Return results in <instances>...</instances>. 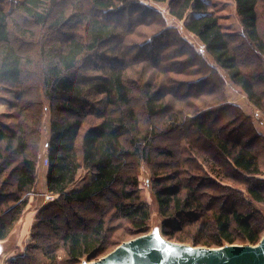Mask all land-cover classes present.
Masks as SVG:
<instances>
[{"label": "trees", "instance_id": "1", "mask_svg": "<svg viewBox=\"0 0 264 264\" xmlns=\"http://www.w3.org/2000/svg\"><path fill=\"white\" fill-rule=\"evenodd\" d=\"M149 1L167 4L178 22L196 13L184 28L206 58L175 27H166L161 14V28L148 26L151 41L141 29L149 17L133 16L125 25L132 7L149 10L138 0H12L9 10L0 0V85L22 90L17 128L0 119V241L26 212L45 144L47 192L56 198L38 211L24 253L9 264H80L147 233L150 205L138 165L128 167L130 155L150 168L168 240L219 248L256 245L264 236L255 222L262 215L257 206L264 207V140L222 87L226 79L264 113L262 0H234L242 33L232 36L206 0ZM124 26L137 28L123 34ZM161 38L165 45L149 50ZM29 43L38 46L37 64L32 46L20 47ZM234 43L239 52L247 44L255 71L243 66ZM179 58L185 59L176 66ZM90 117L99 122L86 126ZM155 161L164 168H155ZM82 170L93 180L71 190ZM99 200L108 205L98 216L57 226L66 207Z\"/></svg>", "mask_w": 264, "mask_h": 264}, {"label": "rangeland", "instance_id": "2", "mask_svg": "<svg viewBox=\"0 0 264 264\" xmlns=\"http://www.w3.org/2000/svg\"><path fill=\"white\" fill-rule=\"evenodd\" d=\"M11 1L12 0H4L5 8L7 10L11 8L10 7ZM206 1L212 5V8L210 11L217 13V15L220 17L221 23L224 26V30L229 35L231 36L240 35L242 33V27H241L240 20L236 13V5H235L234 0H206ZM138 2L143 4L145 7L149 8V10H144L143 8L142 9L140 8L139 10L137 8L132 7L129 14L124 19L125 25L131 20V18H133V16L138 17L139 20L141 18L146 19L149 17V19H147L146 21L141 22V24L146 27V28H141V29L145 30L144 34L146 36V40L151 41L152 39L150 37L153 36V34L151 33V29L152 28L158 29L160 27V26L158 27V20L160 24L162 25V21L160 17H158V14H161L163 20L165 21L166 27H175L177 31L179 32L181 38L185 40L186 42H188L196 52L198 53L201 52L203 56L206 58V55L203 52V46L201 45L199 40L195 36H193L191 33L187 32L184 28V23H186L187 20L192 18L194 15H196V13L191 11L188 13L184 21L178 22L171 16L167 4L155 5L149 0H138ZM134 11L138 12V14L136 15ZM259 13H260V28L262 32L264 33V0L261 1ZM18 20L22 24L27 23V21L21 17H18ZM148 22L150 23L148 24ZM148 26L152 28L150 29ZM136 28L134 27V30H136ZM134 30H128L127 27L124 26V31L122 30V33L124 34L125 32L126 34H128L130 31H134ZM36 32H39L38 28H36ZM130 35H132L131 32H130ZM237 40L240 41V38L238 37ZM165 43L166 41L163 38H161L160 40H155V42L151 44L149 50L152 48L157 49V47L159 46L163 47ZM243 44H244L243 52H239L238 44L234 43L233 46L234 47L237 46L235 49L238 53H240L241 55L240 57L243 59V66L246 67V69L248 68V71L249 70L251 72L255 71L253 70V66L250 65L251 64L250 63L251 62L250 53H248V51L244 52L247 44L245 43ZM143 45H145V43ZM31 46H32V49H34L35 51V54H32V56L37 64L40 61V59L36 55L38 46L37 45L35 46V44L29 43L28 45L26 44L20 47H22L23 50L24 49L28 50L30 48V51H31ZM173 49L177 50V49H180V47H174ZM184 59L185 58L176 59L174 62L175 65L181 66ZM168 64H171V62H164L163 66L168 65ZM257 66H258V63H257ZM219 74L224 77V74L222 71H220ZM30 79H32V82L34 83V85L35 83L38 82V76L36 72L32 74V77L30 76ZM222 87L225 90V93L227 96V102L238 106L246 115H249L253 118L255 127L257 128L258 133L263 137V140H264V113L260 111L259 109H257L254 105H252V103L249 101L247 96L241 91V89L234 86L233 84L228 82L226 79H224V85H222ZM193 89L195 90L197 88H193ZM32 93H33V97H35L34 87H33ZM21 95H22L21 89L10 88L5 85H0V119L5 124H7L13 129H16L18 126L19 112L17 109V105L19 104ZM97 122H99V120L96 117H90L88 122L86 123V126H88V124H95ZM48 130H49V110L46 111L44 122H43L44 143L45 141H47V138H48ZM154 144H157V143L155 142ZM43 153L44 152H42L41 154L42 160L39 165L37 184L35 186V189L32 195L29 198V205L26 208V212L23 215V217L19 220V222L17 223L11 236L7 240L0 241V264H9L8 262L10 259L24 253L26 249V245H28V243L31 240L32 227L34 225L38 211L42 207L47 205L48 203L52 202V200L56 199L54 197L52 200L51 199L48 200L46 194L49 195V193L43 188L42 178L44 176V166H46L45 156ZM127 161L129 163L128 167L129 166L132 167L133 165L135 166L138 165L139 167L138 173H139V180H140V186H141V193H142L143 199L146 200L150 205L151 221L149 224V231L147 233H143V234L136 235V236H130V237H127L123 241L127 242L139 236L145 235V234H162L163 235L162 218L159 215L158 204H157V201L155 200V197L151 190V185H150L151 176H152L150 168L146 164L145 161H142V160L138 161V158H136L134 155L128 156ZM153 165L155 168H164L163 166L164 164L160 162L156 163L155 161ZM91 178H94L93 173H91L90 171L82 170L78 176L76 183L72 186V190H76V188H78L82 184H86ZM107 205H108V202H101V200H99L98 202L96 201V203L83 205L79 207H76V206L66 207L64 212L59 214L57 217V221H58L57 226L61 227V229H64L67 227L68 223H72V222L77 223L81 219H83L82 221H86L92 216H98L103 210H105V208H107ZM257 210L262 215L256 216L255 222L257 221L258 224H260L259 222H261V225L263 226V235H264V207L257 206ZM74 212L75 214H73ZM78 224H81V223H78ZM25 225L27 226V229H28L26 231H25ZM53 235H54L53 238H55L56 235L54 233ZM185 244L192 245L191 243H185ZM247 244L249 243H241V242L236 243V245H247ZM117 247L115 246V247L109 248L110 250L109 253L112 252ZM60 254L61 256L63 255L62 253ZM103 257L104 255L93 261L99 260ZM86 261H87V258H84L82 259L80 263L86 262Z\"/></svg>", "mask_w": 264, "mask_h": 264}, {"label": "water", "instance_id": "3", "mask_svg": "<svg viewBox=\"0 0 264 264\" xmlns=\"http://www.w3.org/2000/svg\"><path fill=\"white\" fill-rule=\"evenodd\" d=\"M80 264H264V236L256 245L209 248L173 242L162 234H145L99 260Z\"/></svg>", "mask_w": 264, "mask_h": 264}, {"label": "crops", "instance_id": "4", "mask_svg": "<svg viewBox=\"0 0 264 264\" xmlns=\"http://www.w3.org/2000/svg\"><path fill=\"white\" fill-rule=\"evenodd\" d=\"M43 154L45 156V159L47 158L48 154H49V150H48V147L47 145L45 144V147H44V150H43ZM86 171V170H84ZM81 173V172H80ZM46 179H47V167L44 166V176L42 178V183H43V188L47 191V182H46ZM93 180V178H91L86 184H82L81 186H79L78 188H76V190L86 186L87 184H89L91 181ZM72 190V187L70 188ZM33 223V222H32ZM28 230L27 229V226L25 225V231Z\"/></svg>", "mask_w": 264, "mask_h": 264}, {"label": "built area", "instance_id": "5", "mask_svg": "<svg viewBox=\"0 0 264 264\" xmlns=\"http://www.w3.org/2000/svg\"><path fill=\"white\" fill-rule=\"evenodd\" d=\"M47 163H48V161H47V158H46L45 159V164H47ZM47 198L52 200L54 198V195L49 194V195H47Z\"/></svg>", "mask_w": 264, "mask_h": 264}, {"label": "snow or ice", "instance_id": "6", "mask_svg": "<svg viewBox=\"0 0 264 264\" xmlns=\"http://www.w3.org/2000/svg\"><path fill=\"white\" fill-rule=\"evenodd\" d=\"M157 240H159V237L157 236Z\"/></svg>", "mask_w": 264, "mask_h": 264}, {"label": "bare ground", "instance_id": "7", "mask_svg": "<svg viewBox=\"0 0 264 264\" xmlns=\"http://www.w3.org/2000/svg\"><path fill=\"white\" fill-rule=\"evenodd\" d=\"M46 196H47V194H46ZM47 199V198H46ZM49 200V199H48ZM53 201V200H52Z\"/></svg>", "mask_w": 264, "mask_h": 264}]
</instances>
